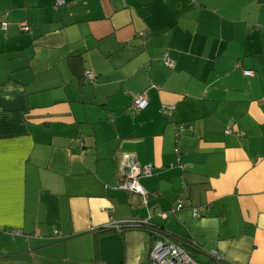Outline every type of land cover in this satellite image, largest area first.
I'll return each instance as SVG.
<instances>
[{"label": "crops", "instance_id": "crops-1", "mask_svg": "<svg viewBox=\"0 0 264 264\" xmlns=\"http://www.w3.org/2000/svg\"><path fill=\"white\" fill-rule=\"evenodd\" d=\"M57 1L0 0V264H264V0Z\"/></svg>", "mask_w": 264, "mask_h": 264}, {"label": "built area", "instance_id": "built-area-1", "mask_svg": "<svg viewBox=\"0 0 264 264\" xmlns=\"http://www.w3.org/2000/svg\"><path fill=\"white\" fill-rule=\"evenodd\" d=\"M64 3V0H58L56 2L57 5H61ZM3 28H5L6 23H2ZM163 63L168 66L172 67V60L164 54L163 56ZM243 74L245 76H250L252 74L251 70H244ZM86 78L90 81L95 79V76L92 73H87ZM148 105V99L146 94L142 93L136 96L133 99L132 106L136 110H142ZM174 110V106L171 104H163L161 105L160 112L165 116H170ZM188 127L180 125L177 129V136L181 133L186 131ZM190 129V128H189ZM123 162V161H122ZM140 175H150V167H138L134 166L131 168L129 174H127V178H125L121 187L126 188L128 190L142 193L143 190L141 189L139 183L137 182V178ZM178 207H182L181 202L178 203ZM196 215V212L194 211ZM108 226V225H107ZM110 227H119V224H113ZM212 256L215 258H220L221 256L217 252H210ZM149 259L150 264H198L197 260L192 257L188 252L184 251L178 244L169 242L158 236L152 243L149 249Z\"/></svg>", "mask_w": 264, "mask_h": 264}, {"label": "trees", "instance_id": "trees-1", "mask_svg": "<svg viewBox=\"0 0 264 264\" xmlns=\"http://www.w3.org/2000/svg\"><path fill=\"white\" fill-rule=\"evenodd\" d=\"M167 56H168V54H167ZM162 60H163V57H162ZM172 66H173V64H172ZM119 226H120V227H118L119 231L132 230V229L142 230V231L148 232L152 236L153 240H155L158 236H160L161 238L168 240L169 242L176 243L184 251L188 252L190 250V252H188V253L197 260L198 264H202L201 261L197 257L200 254L208 256V258L213 260V261L221 259V258L217 259L214 256H212L210 253H207L196 242H193L189 238H181V237L180 238H174L173 236L167 234L164 229L157 227V226L150 225L148 223L126 221V222L119 224ZM100 229L101 230H98V231H109L113 228L110 226H104L103 228H100ZM194 252L197 253V256H193Z\"/></svg>", "mask_w": 264, "mask_h": 264}, {"label": "water", "instance_id": "water-1", "mask_svg": "<svg viewBox=\"0 0 264 264\" xmlns=\"http://www.w3.org/2000/svg\"><path fill=\"white\" fill-rule=\"evenodd\" d=\"M139 177V176H138Z\"/></svg>", "mask_w": 264, "mask_h": 264}]
</instances>
